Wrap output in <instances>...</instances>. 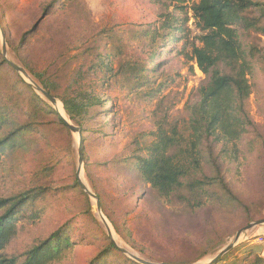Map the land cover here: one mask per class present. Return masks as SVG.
<instances>
[{
    "label": "rangeland",
    "instance_id": "rangeland-1",
    "mask_svg": "<svg viewBox=\"0 0 264 264\" xmlns=\"http://www.w3.org/2000/svg\"><path fill=\"white\" fill-rule=\"evenodd\" d=\"M194 3L0 0V112L19 126H40L20 134L0 159V198L35 191L5 254L21 257L66 222L75 244L58 264H87L109 241L95 200L74 187L79 135L62 130L52 114L39 116L32 94L61 113L31 85L32 92L25 91L18 76L28 80L3 63L1 34L6 59L42 71L56 86L55 95L95 102L76 124L56 98L61 116L83 129L79 179L98 197L118 248L153 264H208L239 230L264 219V37L255 38L259 57L246 107L255 126L236 146L221 144L213 154L205 146L204 171L220 181L208 188V198L202 204L161 200L132 169L157 126L185 131L187 107L206 83L191 58L199 35L190 10ZM167 18L183 30L177 43L161 28ZM3 130L0 138L12 131ZM234 248L233 257L248 259L231 264L264 259V226L243 232ZM107 263L126 264L115 252Z\"/></svg>",
    "mask_w": 264,
    "mask_h": 264
},
{
    "label": "trees",
    "instance_id": "trees-1",
    "mask_svg": "<svg viewBox=\"0 0 264 264\" xmlns=\"http://www.w3.org/2000/svg\"><path fill=\"white\" fill-rule=\"evenodd\" d=\"M190 10L195 27L199 30L196 39L198 44L192 46L191 58L205 76L206 83L198 90L197 102L187 107L188 121L183 132L185 135L175 127L166 132L160 124L153 135V141L144 147V155L134 160L132 169L159 199L168 201L178 197L185 203L192 201L202 204L208 198V188L220 182L212 180L204 171L205 146L209 147L211 154L221 144L236 146L255 126L246 107L251 95L249 78L254 73L253 63L259 57L255 38L260 40V37H264V3L251 0H195ZM161 28L166 30L168 37H174L175 43L180 40L183 30L171 23L170 19L167 18ZM3 63L17 73L5 58ZM23 69L41 89L61 102L70 122L77 124L95 105L93 99L55 95L56 86L42 71H32L25 67ZM18 80L25 91L32 92L31 86L19 76ZM32 100L38 102L37 106L42 112L39 116L52 114L62 130H69L56 110L49 106L43 107L35 94H32ZM39 127L38 123L19 126L12 122L11 116L0 112V132L12 129L0 138V159L8 149L15 146L20 134L27 135ZM80 131L83 138V129L80 128ZM81 148L83 155L82 144ZM74 187L80 191L82 189L77 178ZM34 194V189H31L0 198V264H58L75 244L71 241L70 222H66L25 251L21 257L5 254L18 234V222ZM106 239L109 241L108 248L87 264H110L107 262L113 252L126 264H139L124 256L109 237ZM235 249L233 247L208 264H231L233 260L241 262L248 259V254L242 259L233 257ZM251 254L253 251H250ZM231 256L232 261L229 260ZM251 264H264V259L255 257Z\"/></svg>",
    "mask_w": 264,
    "mask_h": 264
},
{
    "label": "water",
    "instance_id": "water-1",
    "mask_svg": "<svg viewBox=\"0 0 264 264\" xmlns=\"http://www.w3.org/2000/svg\"><path fill=\"white\" fill-rule=\"evenodd\" d=\"M1 38H2V55L4 56L5 60L12 66V68L19 74L21 75L22 77H24L25 79L28 80V84L31 85L36 92H38L46 101H48L53 107H56L57 105V100L53 97H51L47 92H45L43 89H41V87H39L30 77L29 75L25 72V70L23 68H21L20 66L12 63L11 61L7 60L5 55H6V43H5V39H4V35L1 34ZM60 117L64 120V122L66 123V125L68 126L69 130L71 133H77L79 135V147H78V151H77V154H78V169H77V182L78 184L81 186V188L83 189V191L92 199L95 200L96 202V210L99 214V219L100 221L103 223L104 227H105V230H106V233L108 235V237L111 239V233H110V230L108 228V226L106 225V222H105V218L102 216L101 214V208H100V204H99V200L97 198L96 195H94L93 193H91L86 187L85 185L82 184V182L80 181L79 179V174H80V171H81V166H82V162H83V155H82V148H81V131H80V128L78 127H75L73 125H70L67 120L65 118H63L61 115ZM259 226H264V219H260V220H257V221H254L250 224H248L246 227H244L243 229L239 230L235 236H234V239L232 241L231 244L227 245L222 251H220L215 258H218L220 256H222L223 254H225L226 252H228L229 250H231L235 244L238 242L241 234L243 232H246L247 230H250L252 228H255V227H259ZM114 246L116 248H118L115 244ZM123 254L129 256L131 259H133L135 262L139 263V264H153V263H150V262H147L143 259H140L139 257L137 256H134V255H131L129 254L126 250L124 249H121V248H118Z\"/></svg>",
    "mask_w": 264,
    "mask_h": 264
},
{
    "label": "bare ground",
    "instance_id": "bare-ground-1",
    "mask_svg": "<svg viewBox=\"0 0 264 264\" xmlns=\"http://www.w3.org/2000/svg\"><path fill=\"white\" fill-rule=\"evenodd\" d=\"M56 108L59 110V112L61 113V115H63V117H65L64 114H63V112H62V110H61V105L59 103L56 105ZM105 222H106V225L108 226V228L110 230L109 224L107 223V221H105ZM110 233H111V230H110ZM129 254L133 255L130 251H129Z\"/></svg>",
    "mask_w": 264,
    "mask_h": 264
}]
</instances>
